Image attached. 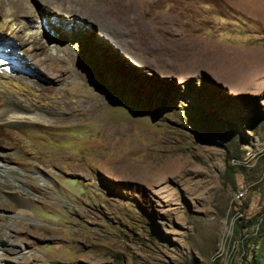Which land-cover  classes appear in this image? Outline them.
I'll return each mask as SVG.
<instances>
[{"label":"rangeland","instance_id":"obj_1","mask_svg":"<svg viewBox=\"0 0 264 264\" xmlns=\"http://www.w3.org/2000/svg\"><path fill=\"white\" fill-rule=\"evenodd\" d=\"M22 1L82 65L52 78L48 46L36 63L9 40L11 70L74 107L50 114V139L23 129L32 153L10 166L33 201L9 212L27 228L0 264H264V0ZM100 9L122 17L123 45Z\"/></svg>","mask_w":264,"mask_h":264},{"label":"bare ground","instance_id":"obj_2","mask_svg":"<svg viewBox=\"0 0 264 264\" xmlns=\"http://www.w3.org/2000/svg\"><path fill=\"white\" fill-rule=\"evenodd\" d=\"M87 8L85 7L86 10H88ZM43 9L44 8H42L43 14L41 20L52 29L55 24H52L50 21L53 20V18L54 20L55 18H58V20L60 18L55 15L53 8L52 10L49 7L48 9ZM104 10L106 11V9ZM105 11H101L100 9L94 13L97 18L103 20V25L100 26V30L113 38L114 44L119 47V45L124 44L125 31L124 29L122 30V28L125 24H121L122 17L113 13H110L111 20L105 24ZM19 14L21 21L16 23L15 19ZM33 17H36V12L32 7L25 6L22 0H0V147L4 149V151L0 153V241H6L10 244H15L19 233L24 232L27 228L26 221H20L18 222L19 228L16 229L15 226L9 222V219H11L10 213L12 211H17L22 213L25 217H28L24 208L33 201L32 194L25 192V190H21L19 187V189H17L16 183L19 182L23 176L16 168L10 166V162L13 160L16 161L20 152L25 156L32 153V150L29 149V138L25 136L23 129L34 130L43 137L50 139L52 137L51 132L57 126L53 124L52 120L55 119L50 118V114L53 112L67 111L74 106H72L73 103L71 102L65 104L62 101L51 100L49 93L52 90L48 91L45 89L46 94L40 91L39 72L38 74L34 72L31 75L32 79H27L24 77V73L17 74L11 70L9 63L12 62V58L10 57L12 41L9 40L16 38V40L19 39L22 41L21 46L24 47L27 54H29L36 63V57H40L44 53L45 47L48 46L50 50L49 53L43 58H38L37 64L45 70V73L48 72V75L52 78L64 80L71 71L75 70L80 64L82 65L78 57H75V59L77 58L75 60L70 54L73 47H70V52L69 50H63V47L67 48L62 42L64 40L47 37V35L42 32L44 38L39 32L32 31L33 28L31 29L30 19ZM45 17L53 18L46 20ZM58 28L60 29V27ZM53 29H55V27H53ZM7 42H10V44L7 45ZM78 47L81 48V46ZM34 167H38V170L46 169V165L42 162L36 164ZM28 171L32 174L34 173V171ZM30 187H32L34 192L37 190L38 193L39 188L35 184ZM3 193L13 197H19L22 201L18 203V205H14L7 196L2 195Z\"/></svg>","mask_w":264,"mask_h":264},{"label":"built area","instance_id":"obj_3","mask_svg":"<svg viewBox=\"0 0 264 264\" xmlns=\"http://www.w3.org/2000/svg\"><path fill=\"white\" fill-rule=\"evenodd\" d=\"M244 192H246V189L243 186H240L235 192V199L236 200L242 199L244 197Z\"/></svg>","mask_w":264,"mask_h":264},{"label":"trees","instance_id":"obj_4","mask_svg":"<svg viewBox=\"0 0 264 264\" xmlns=\"http://www.w3.org/2000/svg\"><path fill=\"white\" fill-rule=\"evenodd\" d=\"M235 226H236V227H239V226H241L238 220H237V222H236V225H235ZM260 230H261V231H263V230H264V229H263V227H262V228H260ZM261 231H260V232H261ZM254 262L257 264V263H260V260H257V259H255V260H254Z\"/></svg>","mask_w":264,"mask_h":264}]
</instances>
